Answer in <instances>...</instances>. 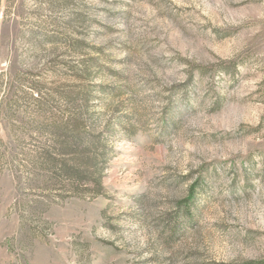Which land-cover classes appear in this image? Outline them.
Masks as SVG:
<instances>
[{
  "label": "rangeland",
  "instance_id": "rangeland-1",
  "mask_svg": "<svg viewBox=\"0 0 264 264\" xmlns=\"http://www.w3.org/2000/svg\"><path fill=\"white\" fill-rule=\"evenodd\" d=\"M84 67L113 152L61 198L36 99ZM0 264H264V0H0Z\"/></svg>",
  "mask_w": 264,
  "mask_h": 264
},
{
  "label": "trees",
  "instance_id": "trees-1",
  "mask_svg": "<svg viewBox=\"0 0 264 264\" xmlns=\"http://www.w3.org/2000/svg\"><path fill=\"white\" fill-rule=\"evenodd\" d=\"M75 73L81 83L59 91L64 107L59 104L48 107L50 96L43 92L36 99L42 118L38 129L43 140L36 144L33 166L44 177L45 185L57 187L61 198L68 194L93 197L104 194L103 179L113 152L110 138L114 136L115 117L103 123V112L97 110L101 103L97 95L105 87L88 83L94 77L87 67ZM117 122L129 134L135 133L133 121ZM195 191L192 185L183 205L192 201Z\"/></svg>",
  "mask_w": 264,
  "mask_h": 264
}]
</instances>
